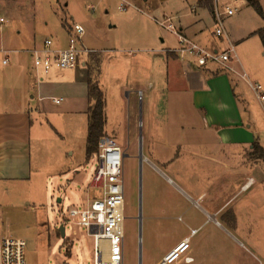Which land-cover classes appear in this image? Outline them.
<instances>
[{"label": "rangeland", "instance_id": "374dc122", "mask_svg": "<svg viewBox=\"0 0 264 264\" xmlns=\"http://www.w3.org/2000/svg\"><path fill=\"white\" fill-rule=\"evenodd\" d=\"M59 1L0 0V17L6 20L0 23V50H11L8 65L2 62L7 54L0 51V76L19 73L22 67L36 71L32 55L25 51L48 38L63 36L62 16L70 21L72 15L76 23L85 27L84 43L103 51L100 57H105L100 77L106 100L105 130L117 136L114 137L125 154L123 264H140L141 256L142 264H158L166 250L183 242L190 228L185 216L186 223L174 218L169 222L161 220V208L156 220L147 219L151 215L146 208L148 186L152 184L158 190L163 176L141 156L168 174L162 161L168 158L170 163L171 157L180 154L178 168L189 174L195 166L189 151L206 149L204 144L198 149L192 141L211 137L213 132H193L191 125L201 117L194 108L192 94L186 91L183 78L168 74L163 57L169 48L177 46L178 37L155 18L169 16L177 28L191 24L199 19L191 12L197 0H188V4L187 0H158V7L150 12L139 11L133 3L123 10L124 0ZM140 2L145 8L144 1ZM261 2L264 6V0ZM230 3L237 12L224 17L231 40L238 45V56L256 75L263 76L259 36L242 38L263 28L264 19L248 6L247 0ZM200 17L208 24L205 38L216 43L207 12L202 11ZM242 91L249 107L239 105L240 114L232 111V117L238 122L240 116L245 125L251 124V130L264 142V102L246 82L240 83L237 92ZM33 117L32 176L7 186L0 184V240L6 236L24 239L27 264H94V237L87 226L79 224L80 216L70 215L73 208L84 209L100 196L93 182L98 155L90 160L86 157L89 119L83 114L76 118L63 115L58 132L48 125L49 118H54L52 114L33 113ZM166 139L168 143H163ZM226 150L229 167L243 163L245 174L229 171L227 194L233 204L226 212L227 221L217 224L218 228L216 223H205L209 226L192 239L187 254L195 257L196 264H264V158L253 157V148L247 144L228 143ZM155 198L160 199L159 193Z\"/></svg>", "mask_w": 264, "mask_h": 264}, {"label": "crops", "instance_id": "0c3cea01", "mask_svg": "<svg viewBox=\"0 0 264 264\" xmlns=\"http://www.w3.org/2000/svg\"><path fill=\"white\" fill-rule=\"evenodd\" d=\"M124 1L133 3L142 12L154 11L158 7V0H142L145 8L142 6L141 0ZM258 1L263 6V2H261L263 0ZM58 3H60L59 0ZM221 4L231 3L230 0H222ZM215 5V0H197L191 5V12L199 19L191 24L181 25L179 30L210 50H222L225 48L226 43L214 35L216 26ZM248 6H250L249 3ZM234 8L237 12V8ZM202 11L207 12L212 25H214L212 35L217 39L216 43L208 42L207 38H205L208 24L204 17H200ZM69 18L70 21L67 17L63 18L62 16L61 18V24L65 32L63 36L61 35L62 37L60 36L56 39L51 38L54 40L56 47H66L70 35L73 33V26L76 22L72 15ZM254 32H249L242 38V41L256 36L253 35ZM39 45L34 44L25 52L29 53L31 49ZM82 46L95 52L82 55L81 65L75 69L55 71L46 77L39 75L38 71L34 69V71H25L23 67L19 73L1 74L0 184L7 186L10 182L29 180L32 176L33 113L40 115L45 113L48 115L52 114L54 118L52 120L49 118L48 125L57 131V127L59 128V125H63V115L76 118L79 114H83L85 118L89 119V77L92 76L93 81L98 83L103 89L100 84V77L105 57L103 55L101 59L100 56L103 51L88 47L83 40ZM236 46L238 47L237 43ZM171 49L169 48L163 55L168 66V74L176 73L179 75L178 78H181V80L183 78L182 81L185 83L186 91L192 94L194 108L202 120L191 125L193 132H213V135L207 138L204 137V139L195 138L192 141L195 146L198 145V149L200 144H204L206 149L205 151L197 149L189 151L191 160L195 162L194 169L189 174L182 172L178 168L181 164L180 154L179 156L171 157L170 163H167L168 158H165L164 162L162 161V165L166 166L171 177L169 173H165L153 161L142 155V160L148 161L152 168L163 176V185L158 190L152 184L148 186L146 208L147 213L151 215H147V219L149 221L150 219L152 221L156 220L159 208H161L162 215H164L161 220L166 222L174 218L186 223L183 217L185 216L187 224L189 223L190 232L182 239V241H188V243L181 250L177 260L178 262H184L186 257H193L194 261L190 264H196L195 257L187 254L192 239L209 226L205 225V223H210V225L216 223L215 227H217V224L221 226L222 223L227 221L226 212L229 206L233 204L230 203L232 198L229 199L227 194L229 171L240 176L245 174L243 163L239 167H229L226 145L228 143H240L247 144V146L253 148V142L257 141L264 148V142L251 130V124L245 125L240 116V120L237 122L235 120L236 117L233 118L231 114L235 110L240 114L239 105L243 103L247 108L249 107L244 92H237L240 88V83H245L246 81L232 71H220L213 65L203 68L197 67L189 61L182 60L178 54L171 52ZM0 51L5 55L7 54L2 62L4 64V60L9 58V62L4 64L8 65L10 63L8 54L11 50L1 49ZM238 59L237 62L233 63L234 68L239 71H247L253 81L264 85V75H256L254 70L244 63L240 57ZM95 67L99 71L97 75L94 74ZM53 99H62V101L55 103ZM38 126L42 125L38 123ZM197 128L202 129V131L197 130ZM106 135L110 136L108 132H106ZM114 136L116 135H111L110 137L116 139ZM61 137L63 139V135ZM163 143H168V140H164ZM178 149L180 152L182 150L181 146ZM199 161L202 162L200 163ZM198 162L200 165H198ZM168 179L171 181L170 184ZM156 193H159L160 199L155 198ZM185 202H188L189 205L185 206ZM162 209H165V212ZM174 210H176L175 213L172 212ZM193 230H196V232H193ZM178 245H173L166 250L163 257Z\"/></svg>", "mask_w": 264, "mask_h": 264}, {"label": "built area", "instance_id": "2783aa9c", "mask_svg": "<svg viewBox=\"0 0 264 264\" xmlns=\"http://www.w3.org/2000/svg\"><path fill=\"white\" fill-rule=\"evenodd\" d=\"M222 0H215L216 26L214 35L226 43L223 50H210L197 41L184 35L169 16L163 19L155 18L156 22L165 29L172 31L178 37V46L172 49L178 56L189 61L197 67L210 65L223 66L236 73L246 81L257 97L264 101V85L253 81L245 70L239 71L233 63L239 59L237 46L231 40L226 26L225 17L233 16L236 9L230 4H221ZM131 3L124 1L121 5L126 10ZM6 20L0 17V23ZM85 27L79 23L74 24L66 47H56L54 40L48 38L40 46L29 51L34 59V65L39 75L46 77L53 71L75 69L81 65L84 54L95 52L82 46ZM9 58L4 60V64ZM60 103L62 99H53ZM99 166L95 172L93 182L100 190V196L92 199L86 208L70 211L72 217L80 216L79 224L87 226L90 235L94 237V264H123L125 239V184L123 177L124 151L119 142L110 136L102 138L97 152ZM196 232V230H193ZM188 241H183L175 249L168 252L158 264H190L193 257H186L184 262H178V256ZM27 242L24 239L6 236L0 240V264H27Z\"/></svg>", "mask_w": 264, "mask_h": 264}, {"label": "trees", "instance_id": "16d2710c", "mask_svg": "<svg viewBox=\"0 0 264 264\" xmlns=\"http://www.w3.org/2000/svg\"><path fill=\"white\" fill-rule=\"evenodd\" d=\"M249 5L264 19V8L259 1L247 0ZM253 35L259 36L264 47V27L255 31ZM90 75V74H89ZM89 77L90 106L88 111L89 126L86 144L87 160L99 151V144L106 135V100L103 89ZM252 156L264 158V148L257 141L253 142Z\"/></svg>", "mask_w": 264, "mask_h": 264}, {"label": "water", "instance_id": "95a60500", "mask_svg": "<svg viewBox=\"0 0 264 264\" xmlns=\"http://www.w3.org/2000/svg\"><path fill=\"white\" fill-rule=\"evenodd\" d=\"M141 157H142V156H141ZM61 230H62L63 235L65 236V227L62 226V227H61ZM140 264H142V256H141V258H140Z\"/></svg>", "mask_w": 264, "mask_h": 264}]
</instances>
